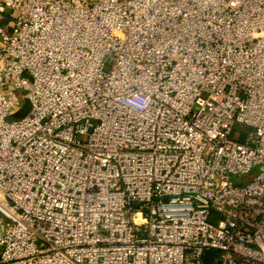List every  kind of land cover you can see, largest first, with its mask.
I'll return each instance as SVG.
<instances>
[{"label":"built area","instance_id":"1","mask_svg":"<svg viewBox=\"0 0 264 264\" xmlns=\"http://www.w3.org/2000/svg\"><path fill=\"white\" fill-rule=\"evenodd\" d=\"M0 264H264V0H0Z\"/></svg>","mask_w":264,"mask_h":264},{"label":"rangeland","instance_id":"2","mask_svg":"<svg viewBox=\"0 0 264 264\" xmlns=\"http://www.w3.org/2000/svg\"><path fill=\"white\" fill-rule=\"evenodd\" d=\"M20 99V106L12 111L11 115L8 117V120L20 119L29 111L30 101L26 97H20Z\"/></svg>","mask_w":264,"mask_h":264}]
</instances>
